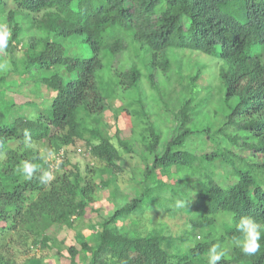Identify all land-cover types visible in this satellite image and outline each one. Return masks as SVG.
Wrapping results in <instances>:
<instances>
[{
	"label": "trees",
	"instance_id": "1",
	"mask_svg": "<svg viewBox=\"0 0 264 264\" xmlns=\"http://www.w3.org/2000/svg\"><path fill=\"white\" fill-rule=\"evenodd\" d=\"M0 33V264H19L3 252L13 245L52 249L59 230L95 210L99 188L118 191L126 163L136 195L99 222L95 238L86 231L79 247L58 243L59 257L208 264L219 244L218 264H264V0H0ZM18 44L23 53L11 58ZM127 51L131 64L114 71L111 61L107 81L112 99L123 93L119 110L136 120L132 131L139 128L117 145L97 124L111 105L97 75L103 53ZM192 52L213 56L217 72L204 77L207 63L193 62ZM173 59L184 85L178 109L149 113L141 82L158 90V71L169 77ZM9 90L27 100L8 98ZM172 117L176 135L164 124ZM77 140L98 161L86 172L67 158L54 166L34 146L68 153ZM25 162L35 166L31 177ZM45 173L52 178L42 180ZM242 217L262 225L255 253L236 243Z\"/></svg>",
	"mask_w": 264,
	"mask_h": 264
},
{
	"label": "rangeland",
	"instance_id": "2",
	"mask_svg": "<svg viewBox=\"0 0 264 264\" xmlns=\"http://www.w3.org/2000/svg\"><path fill=\"white\" fill-rule=\"evenodd\" d=\"M183 23L186 24V20L183 19ZM5 28L8 29L7 26H5ZM128 35V33H123V36L125 37ZM73 41H75L76 43V48L79 51V55H82L84 45L82 43H79V38H75ZM15 47L16 48L11 49V53H9V55L11 58L13 57L16 59L22 55L23 49L21 44H18ZM205 56L208 55H205L202 52H192L193 62L196 60H200L201 62L207 63L206 67H203V72L205 74L201 72L204 77H212L217 72L220 62L217 61L213 56ZM113 59L114 58L110 54L106 52L103 53L104 67L97 75V79L101 85L102 90L104 91V94L108 96V101L111 100L110 107H108V109L102 114L97 124L101 125V128L104 129V131H106L108 135L112 136L113 142L115 144L119 145V136L125 139L132 140L135 130H137L139 127H135L132 131V122H136V120H132V122L128 121L133 118L130 117V113L127 115L129 117L127 120V117L123 115V113L119 110V107L123 104V93L120 92L118 96L112 99V95L110 94H112L113 88L109 85V82L107 81L108 74H110V62L113 61L114 67L112 69L115 71L116 69H120L122 67L121 65L129 66L133 60L132 56L130 55V52L127 51L116 57L114 60ZM171 63L172 67L169 73V77L166 76L162 70L158 71V75L156 78L158 90L152 89L153 91H151L148 80H145V82H141V97H143L146 104V110L149 113H164V115L168 116L167 111L165 109L166 107L175 109V111L178 109L180 102L179 96L184 85L183 80H180L179 78V68L177 60L173 59ZM67 79L69 78L67 77ZM42 89L43 91H45L46 87L43 86ZM47 92L48 94H50V96L55 95L54 90H47ZM12 96L15 98L16 102H23L27 100V96H19L18 93H12L11 91L10 93H8V98ZM158 98L160 99V102H158ZM14 112L17 113L18 111L15 109ZM164 124H166V127L171 126V129L169 130V135H176L178 131V122H176L174 117H172L168 123L166 121ZM220 124V122H216L214 125V130H216ZM17 144L18 143L10 142V145L12 147H17ZM34 146L43 154L48 156L51 161L53 160L54 166H58V163L62 160H65L66 158L70 160V165L74 163L78 164L83 172H86L87 165L96 166L98 164V161L93 158L92 155L89 153L88 146H86L83 140H77L74 145L69 146L70 148H68V153H65L67 146H64L63 149H60L58 152L53 151V148L47 142H39ZM140 149L141 148L139 147L135 148L136 153L139 155L143 153ZM127 157L131 158L130 161H132L131 163L134 166L137 165V160L134 159L137 158V155L135 153L127 154ZM139 164L140 162L138 163V165ZM125 165L127 166V170L129 171L121 175V179L118 182V191H112L107 187H103L102 189L99 188L96 193L98 196V201L94 203V206L96 207L95 210L89 211L88 214H86V217H84L83 219H76L74 222V229H68L67 227H65L59 230L55 234L56 240L53 242L54 246L52 249H42L39 246L24 247L20 244H17V246H12V248L10 249V253L3 251L4 254L7 257L15 259L19 264H23L26 261H30L31 264H71L67 255V257H59L58 254H56V245L61 241H64L66 244H73L79 247V239L83 240V237H81L80 235L85 236L86 234L84 233H86V231L89 232L87 233L89 238H95L96 235H98L99 222L104 220L106 216L111 213L114 209L124 204L127 199H129V197L136 195V188L133 187L132 184H130L128 181L130 171H132V169L128 168L129 166L127 163ZM104 177L106 178L107 175L105 174ZM260 226L262 225H259L258 230H260ZM75 234H77V236ZM63 251L64 253L66 252L65 250Z\"/></svg>",
	"mask_w": 264,
	"mask_h": 264
},
{
	"label": "clouds",
	"instance_id": "3",
	"mask_svg": "<svg viewBox=\"0 0 264 264\" xmlns=\"http://www.w3.org/2000/svg\"><path fill=\"white\" fill-rule=\"evenodd\" d=\"M6 37V33L4 35H0V47L6 46ZM25 135L27 136V132H25ZM34 170V165L27 162L23 163L22 171L26 173L28 177H31ZM51 178L52 177L47 173L41 177L42 180H50ZM183 204V201H177L178 207H183ZM236 227L237 230L241 231L244 235V238L242 240H237L236 243L242 247V250L245 253H255L260 247V244L258 243L261 237V233L258 230L259 225L249 217H242ZM219 249V244L213 245L209 249L208 264H218V261H220L225 255V252Z\"/></svg>",
	"mask_w": 264,
	"mask_h": 264
}]
</instances>
